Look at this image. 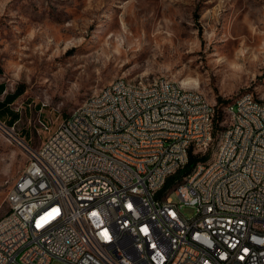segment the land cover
Listing matches in <instances>:
<instances>
[{
    "label": "built area",
    "instance_id": "2783aa9c",
    "mask_svg": "<svg viewBox=\"0 0 264 264\" xmlns=\"http://www.w3.org/2000/svg\"><path fill=\"white\" fill-rule=\"evenodd\" d=\"M206 99L165 77L90 95L11 188L0 264H264V99L225 105L218 129ZM217 131L225 148L211 161ZM191 154L207 159L175 180L176 200L164 187Z\"/></svg>",
    "mask_w": 264,
    "mask_h": 264
},
{
    "label": "rangeland",
    "instance_id": "374dc122",
    "mask_svg": "<svg viewBox=\"0 0 264 264\" xmlns=\"http://www.w3.org/2000/svg\"><path fill=\"white\" fill-rule=\"evenodd\" d=\"M0 69L7 92L25 88L20 119L0 120L1 220L33 152L117 78H168L221 114L244 93L264 99V0H0Z\"/></svg>",
    "mask_w": 264,
    "mask_h": 264
},
{
    "label": "trees",
    "instance_id": "16d2710c",
    "mask_svg": "<svg viewBox=\"0 0 264 264\" xmlns=\"http://www.w3.org/2000/svg\"><path fill=\"white\" fill-rule=\"evenodd\" d=\"M1 72L2 71L0 69V74H1ZM24 92H25V88L22 85H19L14 92H7L5 84L0 85V120H2L3 118H5L7 116H10L9 125L14 126V124L20 119V116L18 113L14 112L11 107H12L13 103L20 96H22L24 94ZM229 104H231V103H229ZM229 104L227 103L226 107ZM214 107L217 108V104H215ZM222 119H223V114H221V112L218 111L216 122H215L216 129L219 128V124L221 123ZM206 159L207 158L194 156L191 154L189 157V162L186 165V167L184 169L178 171V173L175 176L168 179V181L164 187V191L171 188L176 179H179L182 176L188 174L189 172L192 171V169L194 168V166L197 163H199L201 161L202 162L206 161Z\"/></svg>",
    "mask_w": 264,
    "mask_h": 264
},
{
    "label": "bare ground",
    "instance_id": "6f19581e",
    "mask_svg": "<svg viewBox=\"0 0 264 264\" xmlns=\"http://www.w3.org/2000/svg\"><path fill=\"white\" fill-rule=\"evenodd\" d=\"M149 83H151V81L140 80V84H149ZM175 84L177 86H180L176 82ZM184 93L185 94H200L199 92L190 91L186 89H184ZM251 98H254V96L251 93H244L243 95L238 97L233 103L229 104L226 108L239 107L242 103L248 101ZM206 106H213V108H215L214 105L208 102L207 99H206ZM213 138H214V132H206L207 141H213ZM225 140H226V132L222 131L219 145L217 149L215 150V152L213 153V156L211 157V161H219L220 154L222 153V149L225 148ZM172 193L176 194V186H172L171 188H169V194H172ZM223 217L232 218V209H223ZM60 262H62L63 264H72V259H60Z\"/></svg>",
    "mask_w": 264,
    "mask_h": 264
}]
</instances>
